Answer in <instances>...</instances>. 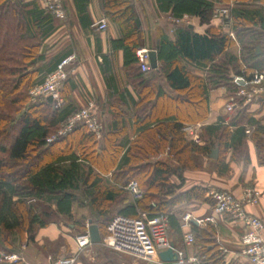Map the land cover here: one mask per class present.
Segmentation results:
<instances>
[{
	"label": "trees",
	"instance_id": "16d2710c",
	"mask_svg": "<svg viewBox=\"0 0 264 264\" xmlns=\"http://www.w3.org/2000/svg\"><path fill=\"white\" fill-rule=\"evenodd\" d=\"M139 2L101 0L104 17L120 32L118 38L110 41L111 49L122 52V67L141 96V102L134 104L135 138L129 141L117 104L126 101L127 96L115 93L108 78L107 84L113 92L106 113L111 125L99 137L81 123L57 135L67 118L80 107L73 106L71 101L55 107L51 97L42 95L31 101L30 91L62 60V57L52 60L41 51L60 19L39 0H0V250L3 254L16 250L19 241L16 235H26L28 244L35 241L39 229L48 226L54 217L72 219L73 206L78 213L76 224L81 226L79 233L84 230L85 217L98 226L103 236L113 215L135 217L139 210L149 215L166 214L168 235L172 238L179 233V225L171 213L173 206L191 199L208 200L203 186L178 191L183 181L182 171L200 167L196 157H209L217 146L215 167L219 174H226L230 160L239 157L248 162L249 137L255 145L258 163L264 164V116L256 118L250 112V102L238 95L244 86L235 84L232 76L249 82L254 74L264 71V0H154L159 12L176 19L196 16L201 24L210 22L218 5L229 3L227 23L235 39L213 27H208L205 34H198L186 25H171L172 35L166 26H161L150 46L143 40L142 21L136 11ZM236 43L237 55L233 51ZM145 44L156 51V69L142 71L139 67L136 50ZM102 57V68L108 71V59L106 55ZM160 77L174 95H163V85L155 84L158 95L152 101V80ZM72 78L67 73L59 86L60 94L67 100L75 89ZM218 87L226 89L233 108L217 123L201 127L203 143L197 144L188 139L183 127L208 118L209 91ZM256 100L262 109L264 100ZM92 101L100 121V105ZM52 135L55 139L48 142ZM164 151L167 159L151 158ZM224 152L230 153L229 161ZM110 169L113 172L109 181L100 173ZM172 175L181 182H171ZM131 180L143 189V197L134 203L128 201L124 189ZM117 199L127 204L113 213ZM213 232L210 224L204 229H193L195 241L202 243L200 254H205L212 263L222 264L213 245ZM95 259L97 264L128 262L125 256L99 244L95 246Z\"/></svg>",
	"mask_w": 264,
	"mask_h": 264
},
{
	"label": "crops",
	"instance_id": "0c3cea01",
	"mask_svg": "<svg viewBox=\"0 0 264 264\" xmlns=\"http://www.w3.org/2000/svg\"><path fill=\"white\" fill-rule=\"evenodd\" d=\"M63 5L66 13L65 19L57 20V27L44 41L41 47V51L47 56H50L52 60L56 58L59 59L60 57L63 59L70 55L75 56V60L67 66L68 75L73 77L72 79L75 84V89L73 92L69 93L70 100L64 99V96L60 94L58 106L66 105V102L71 101L73 106L81 107L89 100H94L100 105V110H98L102 124V130L99 134L100 136L101 133L112 123V120H109L108 113H106L109 104L108 98L111 97V93L113 92L111 87L109 88V85L107 84L106 78H108L111 86L113 85L114 87L115 93H124V95L127 96L126 101H117V104L121 111V117L124 119L123 123L127 137L129 141L133 140L135 138L134 128L137 121L134 112L136 107H134V104L137 106L141 102V96H139L136 88L132 85L134 82L129 79L127 72L122 67V52H114L111 49L110 41L120 36L118 27L108 19V27L105 30H96L92 26L94 21L104 17L101 8V0H63ZM136 11L141 18L142 30L145 32L144 34H146V32H150V34L152 32H157L161 26H166V28H168L167 30H169V33L172 35V28L169 27L171 25H186L198 34H205L208 27L222 29L224 32H229V29L223 28L221 20L214 17V15L208 24H201L198 17L190 15H184L179 19L180 21L176 22L177 19L171 17L168 13L159 12L156 9L154 0H140ZM163 16H165V18H163ZM232 38L235 39L234 37ZM235 45L233 51L237 55L239 52V45L238 43ZM144 47L148 46L145 44L141 48ZM103 55H106V58L108 59V71L105 70V67L102 68L103 65H101ZM232 76L233 78L237 77L234 75ZM152 82H154L152 88L154 92L152 93L153 90L151 91L150 100L155 101L158 95V88L155 84L163 85V95H174L161 77L157 78V80L154 78ZM242 84L243 80L239 85L242 86ZM258 98L264 100V92H261L257 99ZM229 102L233 101L231 97H227L226 89L224 87L211 89L209 91L208 118L205 121L196 124H200V126L203 127L205 125L217 123L220 118L228 115L226 112V105ZM249 110L250 112H253L256 118L264 116V107L260 109V104L257 100L250 102ZM262 123L264 124V119L262 120ZM246 151L249 158L247 163H244L239 157L229 161L228 155H230V153L225 152L226 160L229 161V170L226 174H219L217 172L215 167L216 159L201 156L203 160L202 167L182 171V182L175 175L170 177V181L175 184L181 182L182 185L178 191H185L194 185H198L205 187L207 193L210 190H225L232 193L234 196H240L243 188L246 186H252L259 190L261 194L259 202L256 205H247L246 210L249 213L262 218L264 222V164L258 163L255 145L249 137L246 140ZM151 158L165 160L167 159V154L164 151ZM170 164L172 166L174 165L173 162ZM177 170H181V167L177 166ZM112 172V169H110L106 173L100 174L110 181ZM124 189L127 192L128 201L134 203V200L131 198L127 189L125 187ZM206 196L208 197V200L191 199L189 201H181L175 204L172 208L171 213L179 225V233L175 234L172 238L170 237V240L173 242L175 248L183 250L184 257L199 255L202 243L201 241H195L190 246L184 245L182 240L184 229L181 228L180 225L181 217L185 213H190L194 218L208 216L212 212L213 202L208 195ZM126 204L125 201H119L117 199L114 204L116 207L113 213ZM52 208H54V205H52ZM74 211L73 206V214ZM138 212L140 211L138 210ZM57 217L63 216L60 215ZM89 220L88 217L87 223ZM52 223L54 224L55 221L50 224ZM50 224L39 229L35 241L28 243L22 250V255L24 257L22 258L25 263L46 260V256L41 258L42 254L38 255L37 252L45 250L43 249V244L41 242L42 238L49 237L50 240H54L56 237L55 229ZM209 224L212 225L208 222L198 224L195 221H191L188 229L193 232V229H204ZM212 228L214 231L212 235L214 240L213 245H216V251L219 253V256H221L222 264H253L247 257L240 254V237L244 233V228L241 223L231 220L228 216H218L216 224L214 226L212 225ZM74 237L75 235L70 237L72 244L69 245L70 247L67 254L75 251ZM53 243L57 245L56 247L60 246L58 242ZM92 244L93 243L90 245ZM88 247L79 256L82 264H87L82 256ZM219 247H222L224 251L220 250ZM212 264L215 263L213 262Z\"/></svg>",
	"mask_w": 264,
	"mask_h": 264
},
{
	"label": "built area",
	"instance_id": "2783aa9c",
	"mask_svg": "<svg viewBox=\"0 0 264 264\" xmlns=\"http://www.w3.org/2000/svg\"><path fill=\"white\" fill-rule=\"evenodd\" d=\"M41 4L51 11L58 19H64L66 16L63 0H39ZM214 17L219 18L223 23L229 18L228 8L215 9ZM180 21L179 19L176 22ZM224 23V24H225ZM96 30H105L108 27V21L102 17L92 23ZM234 37L231 31L228 32ZM149 49L139 48L136 50L139 67L142 71L150 70ZM75 60V56L70 55L63 58L56 69L46 75L44 81L31 89L33 96H49L54 101V106H58L60 100L59 86L67 76V66ZM242 77H234L233 81L239 85ZM248 85V87H245ZM238 95L244 98L245 102H252L257 99L261 92H264V71L253 75L249 82L243 80V84ZM233 103L226 105L227 111H231ZM77 123L85 125L88 131L94 132L99 136L102 130V124L98 120L95 106L92 100H89L84 106L80 107L66 122L58 129L57 135L65 134L70 131ZM200 124H186L183 127L188 139L197 144L203 143L200 136ZM248 133L249 130H246ZM55 139L52 135L47 139L48 142ZM125 188L131 198L136 201L143 197V190L135 180H131ZM260 191L252 186L243 188L240 196H234L225 190H210L207 195L212 199V212L203 218H194L190 213H185L181 217V228L184 229L182 240L185 246H190L195 242V235L189 231L191 221L198 224L208 222L213 226L219 216H228L231 220L242 224L244 233L240 237V254L247 257L253 264H264V222L262 218L249 213L246 210L247 205H256L259 202ZM89 224L86 223L83 232L75 235V251L63 255H47L45 261H36L32 264H82L79 256L91 244ZM106 235L103 237V243L112 250L131 256L134 260L144 264H212L205 254L184 257L183 250L173 247L176 257L172 261H164L159 257V252L170 247L169 222L166 214L149 215L145 211H140L138 216H129L117 213L109 221ZM220 250L224 251L222 247ZM0 262L6 263H25L23 258L17 254H3L0 252Z\"/></svg>",
	"mask_w": 264,
	"mask_h": 264
},
{
	"label": "rangeland",
	"instance_id": "374dc122",
	"mask_svg": "<svg viewBox=\"0 0 264 264\" xmlns=\"http://www.w3.org/2000/svg\"><path fill=\"white\" fill-rule=\"evenodd\" d=\"M228 4L229 3H222L221 5H218L217 8H228V6H229ZM163 18H165V16H163ZM224 23H225V21L222 23L223 24L222 25L223 28L229 29L228 25H226V23L225 24ZM157 33L158 32H152L150 34V32H146V34H144L143 40L146 42L147 45L150 46V44L154 41V38L156 37ZM144 48L148 49V47H144ZM31 96H32L31 99H30L31 101L36 99V96H33V95H31ZM226 112H227V114H230V111H226ZM216 147H214V148H216ZM224 155H225V152H224ZM228 156H230V155H228ZM202 161H203L202 157H200V156L195 158V162L200 167H202ZM41 204H43V203H41ZM40 209H41V207L38 210H40ZM77 218H78V213H77L76 210L74 211L72 219H67L65 217H54L53 218V221H55V223L54 224L52 223L50 225H52V227L55 229L56 237H55L54 240H50L49 237L42 238L41 242L43 244V249H45V250L37 252L38 255L42 254L41 258L43 256H47V255H54L55 256V255L67 254V252L69 250V247H70L69 245L72 244V240H71L70 237L78 234L80 232V230H81V228H80L81 226H77V224H76ZM86 223H87V218L85 217L84 218V225ZM105 235H106V233L103 236H101V240H100L99 243L90 245L88 247V249L83 253L82 258L87 264H97L96 259H95V246L96 245L99 244L100 246H102L104 248L112 250L110 247H107L103 243L102 239H103V237ZM15 239L19 240L18 243L15 244V249L16 250L13 251V252H10V253L17 254L18 256L23 257L22 250L25 248V246H27L26 235H24V234L21 235V236L16 235ZM20 239H21V241H20ZM53 242H58V244L60 246H63V247H60V246L56 247L57 245L54 244ZM112 251H114V250H112ZM0 252L3 253V250H0ZM114 252H116V251H114ZM117 253H120V252H117ZM120 254L125 256L128 259L127 263L122 262L121 264H144L141 261L134 260L129 255H126L124 253H120ZM39 261H41V260H39ZM27 263H29V262H27ZM32 263H34V262H30L29 264H32Z\"/></svg>",
	"mask_w": 264,
	"mask_h": 264
},
{
	"label": "water",
	"instance_id": "95a60500",
	"mask_svg": "<svg viewBox=\"0 0 264 264\" xmlns=\"http://www.w3.org/2000/svg\"><path fill=\"white\" fill-rule=\"evenodd\" d=\"M148 55H149L150 67L152 69H156L157 65H158L156 51L153 50V49H150L148 51ZM218 153H219V150H218V147H216V148H213L210 151L208 156L210 158L216 159L218 157ZM88 224H89L88 231H89V236H90L91 243H93V244L99 243L100 240H101V235H100L98 226L96 224L92 223L90 220L88 221ZM173 247H174V244H173V242H171L169 248L159 252V257L162 260H164V261H172V260H174L175 257H176V254L173 251Z\"/></svg>",
	"mask_w": 264,
	"mask_h": 264
}]
</instances>
